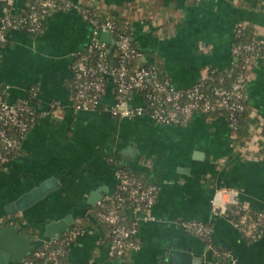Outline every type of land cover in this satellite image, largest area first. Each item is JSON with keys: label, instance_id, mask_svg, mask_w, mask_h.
<instances>
[{"label": "crops", "instance_id": "obj_1", "mask_svg": "<svg viewBox=\"0 0 264 264\" xmlns=\"http://www.w3.org/2000/svg\"><path fill=\"white\" fill-rule=\"evenodd\" d=\"M28 1L0 0V16L23 11ZM71 1L74 7L52 13L41 32L15 29L0 42V85L6 86L7 99L24 100L35 88L32 104L41 114L18 155L0 170V226L8 219L28 238L48 241L44 232L50 221L72 215L69 231L81 219H92L68 243L69 264H163L172 247L191 248L201 264H213L212 245L182 226L198 221L210 226L209 237L226 251L229 264H264V232L248 241L224 211L236 203L264 208V54L246 70L251 122L238 142L224 115L196 113L183 125L149 115L117 118L109 110L112 89L104 107L76 110L71 100L73 56L93 33L82 7L118 11L146 53L145 61L158 58L171 83L185 89L205 79L210 69L233 64L238 24L254 27L264 38V0ZM122 166L153 181L157 198L151 218L140 220V247L113 257L106 228L90 214L99 201L89 204L88 197L99 187L103 198L111 194ZM51 177L59 181L57 189L22 212L6 213L9 203ZM23 226L32 231H21Z\"/></svg>", "mask_w": 264, "mask_h": 264}, {"label": "built area", "instance_id": "obj_2", "mask_svg": "<svg viewBox=\"0 0 264 264\" xmlns=\"http://www.w3.org/2000/svg\"><path fill=\"white\" fill-rule=\"evenodd\" d=\"M68 9L74 7L71 0H64ZM58 0H45L42 3L41 12L47 13L49 7L56 8ZM35 6L32 7L34 9ZM86 14V13H85ZM11 13L0 16V42L4 43L7 33L11 30L19 29V23H14ZM87 18L93 26V33L90 42L82 50H78L71 63L72 86L74 94L71 98L72 105L76 110H89L104 107V99L109 89L114 92V104L109 108L111 114L117 118H134L141 115H149L156 121L164 124L183 125L190 121L196 113L207 115L213 110L228 111L227 119L235 128L238 122V114L244 111L241 100L244 98V89L248 82L246 71L241 73L229 87H216L211 93L201 91L205 79L195 85L180 89L175 87L171 81L155 82L157 75L154 73L155 66L148 69L140 67L131 69L128 63L134 58H143L144 51L132 44L133 35L122 32L117 24L107 20L100 22L95 17ZM30 20L29 31H35L40 26L38 12L34 10L28 17L20 20L25 22ZM127 27L129 25L127 24ZM236 30H238L236 28ZM103 32H109L117 37L119 42V57L117 65H112L108 56L112 54L111 44L101 39ZM260 37V36H259ZM260 44L264 45V38L260 37ZM255 45L245 44L242 47H233V54H241V50L250 52L245 57V61L257 60L259 54H254ZM253 52V54H252ZM96 59L91 61V56ZM248 68V67H247ZM247 70V69H246ZM151 86V88L149 87ZM147 90L145 97L140 91ZM136 97L140 103L137 102ZM1 100V98H0ZM34 109H33V108ZM37 111L31 101L15 104L9 101H0V170L7 167L12 160L10 155L20 147L29 130L31 115ZM15 128L18 136L10 134L9 128ZM17 134V135H18ZM264 142V133L261 136ZM118 185L121 192L115 195V202L99 213L101 219L110 226L109 236L111 242L108 243L110 256L121 257L128 252L140 247L137 240V232L140 220L150 219L152 208L156 202L157 186L155 183L145 184L132 177L128 171L121 167L117 171ZM110 194L103 199H108ZM102 199V200H103ZM101 200V201H102ZM99 201V203H101ZM128 203L125 213H122L121 206ZM237 205V203H236ZM144 208V209H143ZM245 208V207H243ZM215 210L216 207L214 208ZM227 211L228 208L224 209ZM225 211V212H226ZM139 214V216H138ZM130 218L129 223H122ZM264 221V212L259 213L258 222ZM257 221L246 222L243 220L235 224L240 228L243 235L248 238L255 237V231L260 230ZM182 226L191 233L210 235V228L198 221H183ZM75 226L74 235L82 231ZM72 239V238H71ZM70 239V240H71ZM54 240H48L45 245ZM65 247L56 250H38L34 252L35 259H26L21 264H38L36 260L46 259L47 264H66L61 258L64 255Z\"/></svg>", "mask_w": 264, "mask_h": 264}, {"label": "trees", "instance_id": "obj_3", "mask_svg": "<svg viewBox=\"0 0 264 264\" xmlns=\"http://www.w3.org/2000/svg\"><path fill=\"white\" fill-rule=\"evenodd\" d=\"M44 1L45 0H29L23 11H21L17 14L11 13L10 16L13 19L14 23H19V29L26 31L29 34L39 33L45 28L47 20L52 13H54L58 10H63V11L69 10L68 6L66 4V1L58 0L56 8L49 7V11L47 13L43 14L40 10L42 7V3ZM33 6H35L34 9H32ZM34 10H36L38 12V17L40 20V26L35 31H29L28 28L31 27L30 20L25 21V22H21V23H20V20L24 17H28ZM82 10L88 15L89 18L95 17L100 22H105L107 20L113 21L115 24H117L119 27H121L120 30L122 32L132 34L131 29L129 27H127L126 19L121 17L119 12L116 10L104 9V8L93 7V6H84V7H82ZM237 29L238 30H236V32H235L233 47H236V46L242 47L245 44H253L256 47L255 51H254L255 55L256 54H260V55L264 54V45L260 44V37L258 36L254 27H252L248 24L240 23V24H238ZM132 44L134 46H137L134 39H132ZM80 50L82 52L86 51V50H82V49H80ZM249 54H250V52L241 50V54L234 55V62L230 67L223 69V70H218V69H213V68L210 69L208 72L207 78H206L203 86L201 87V91L209 94L216 87H222V86L229 87V86H231L232 83L235 82L236 78L241 73H244L246 71V69L249 65L254 64L256 62L255 60L249 61V62L245 61V57L248 56ZM252 54H253V52H252ZM118 55H119V49H118V46H116L114 48L112 54L108 56V59L110 60V63L112 65H117L118 57H119ZM144 56L146 59V57H147L146 53H144ZM95 59H96V57L94 55H92L90 60L94 61ZM145 59L143 60V58H141V57L140 58H138V57L134 58L133 60H131L128 63V67L131 69H136V68H140V67H146V68L150 69L153 66H155L154 73L157 75V77L155 78L154 83L155 82H165V81L169 80V78L165 75L161 61L158 58H154L153 61H151L150 63L145 61ZM149 87L151 88V86H149ZM244 92H245L244 98L241 100L242 104L244 105V111L238 114V122L235 125L236 141L237 142L241 141L246 136L247 131H248V126L251 122L250 113H251L252 109H251V106L249 105L248 100H247V84H246V87L244 89ZM71 93H72L71 96H73L74 89H73L72 84H71ZM147 93H148L147 90H144V91H140L139 94H141L142 97H145V95ZM35 94H36V90H35V88H32L29 91L28 98H26L24 100H20V101H15L13 103L21 104V103H24L25 100H29L32 102L33 98L35 97ZM0 98L3 101H9L7 99V91H6L5 85H0ZM207 115L208 116L224 115L227 118L228 111L213 110L210 113H208ZM31 116H32L33 120L29 121L30 129L38 123V121L41 118V114L39 113V111H35L34 114ZM0 127H2L1 124H0ZM8 128L10 129L9 132L11 135L14 134V136L19 137V134L17 133V130L15 128H10V127H8ZM22 141H23V139H22ZM22 141H21V143H22ZM21 143H20V147H18L16 150H14L13 153L10 155L11 159L15 158L18 155L20 148H21ZM262 150H263L262 153L264 154V142H263ZM121 168L128 171V173L132 177H135L136 179L144 182L145 184L153 183V181L149 180L148 177H146L145 175H143L141 173H136L132 169H130L126 166H122ZM120 192H121L120 188L116 187V189L110 194V197L108 199H103L101 201V203H98V204L92 206V208L90 210V214L93 216V219L106 228V239H107L108 243L111 242V238L109 236L110 226H108L107 223H105L101 219L99 213L108 209L112 205V203H116L115 202V195L117 193H120ZM156 198H157V193H156ZM127 205H129V204L125 203L124 205L121 206L122 213H125V207ZM227 208H228V213H229L230 218L234 222H237V223H240L243 220H246V222H253V221L258 222L259 213L264 212V208H262L260 210H253L250 208H243L240 205H234V204L228 205ZM10 220H12V222H14V223L17 222V219L14 217H12ZM93 222L94 221H92V219L85 217V218L81 219L79 221V223L75 226L78 228L77 230L83 231L85 229V227L87 226V224H92ZM129 222H130V218L127 217V220L122 222V223H129ZM258 223L260 226V230L255 231V237L254 238L246 237V239L248 241L257 240L260 237V235L264 232V221H260ZM75 226L72 228V230L65 232L58 239H55L54 241L49 242L47 245H45L43 247H37L36 249H34V251L32 253H30L26 257V259H35V256H34L35 251L45 250V251L49 252L51 250H56L59 247L63 246V247H65V253H64V255H61L60 258L66 264H69L68 259H67L68 243L70 242V239L73 238V236H74ZM204 226L207 228H210V226L208 224H204ZM20 229H21V231H32V229L25 227V226L21 227ZM200 236H202L204 238V240L207 244L212 245V251H213V254L215 256L213 264H229V259L226 256H224L226 254V251L224 249L218 247L216 244H213L209 235L204 236V235L200 234ZM36 262L38 264H47L48 263L46 259H38V260H36ZM13 264H21V263H13Z\"/></svg>", "mask_w": 264, "mask_h": 264}, {"label": "water", "instance_id": "obj_4", "mask_svg": "<svg viewBox=\"0 0 264 264\" xmlns=\"http://www.w3.org/2000/svg\"><path fill=\"white\" fill-rule=\"evenodd\" d=\"M101 39L111 44V51L117 42V37L109 32H103ZM60 186L59 181L48 178L40 185L33 187L30 191L22 194L16 200L6 206L8 215H15L26 208L32 206L37 201L43 199ZM103 199L102 188L92 191L88 197L89 204H96ZM74 222L72 215H67L59 220L50 221L45 227V236L50 240L58 239L67 232L69 225ZM47 240L44 238H28L21 234L19 229L8 219L4 220L0 226V264L21 263L37 247L45 246ZM163 264H201V260L196 257L191 248L181 249L172 247L165 252Z\"/></svg>", "mask_w": 264, "mask_h": 264}]
</instances>
